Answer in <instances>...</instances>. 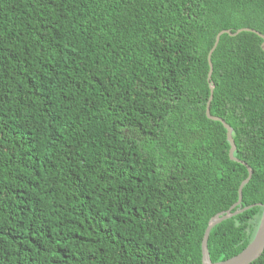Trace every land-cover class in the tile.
<instances>
[{
	"label": "trees",
	"instance_id": "trees-1",
	"mask_svg": "<svg viewBox=\"0 0 264 264\" xmlns=\"http://www.w3.org/2000/svg\"><path fill=\"white\" fill-rule=\"evenodd\" d=\"M244 28L264 37V0H0V264H201L247 177L205 116L207 55ZM261 44L210 57L209 114L252 171L241 209L264 204ZM261 213L212 228L211 263Z\"/></svg>",
	"mask_w": 264,
	"mask_h": 264
},
{
	"label": "water",
	"instance_id": "water-1",
	"mask_svg": "<svg viewBox=\"0 0 264 264\" xmlns=\"http://www.w3.org/2000/svg\"><path fill=\"white\" fill-rule=\"evenodd\" d=\"M242 32L252 33V34H255L256 36H258L262 40L261 49L264 50V37L261 34H259L258 32H256L255 30L244 28V29H239V30L235 31L234 33H231L230 31H227V30L219 32L215 36L213 46L207 55V64H208V68H209V71L207 74V82H208V87H209V99L206 103L205 116L207 119L214 121V122H219L222 125V127L224 128V130L226 132V140H227L229 147H230L229 151H228V158L231 161H234L236 163L243 165L246 168L247 177L240 183V185L238 187V190H237L238 198H237L236 203L229 210H227L225 212H221V213L213 216L209 220L207 227L204 230L201 242H200L201 264H251L254 261H256L257 259H259L260 256L262 255L263 251H264V204L263 205H252L249 207H245L243 209L240 208L241 199H242L241 191H242L243 186H245L248 183V181L252 175V171L250 170V168H248L246 166L245 163L238 161L237 159H235L233 157L235 147H234V143L231 139V129L229 128V126H227L222 119L217 118V117H213L209 114V104H210V101L212 99V90H213V85L210 82V77H211V73H212V65H211V61H210L211 54L213 53V51L217 47L219 38L222 35L234 37V36H236ZM255 206L261 207L262 213L260 216V220L258 223L257 230L255 232V235H254L252 241L238 255H236L230 259H227L225 261H221V262H217V263H211L210 258H209V254H208V250H207V241H208V236H209L211 229L214 228L216 225L220 224L221 222L228 220V219H230V218H232V217H234V216H236V215H238L244 211H247V210H249ZM234 209H235V211L232 212V210H234Z\"/></svg>",
	"mask_w": 264,
	"mask_h": 264
}]
</instances>
